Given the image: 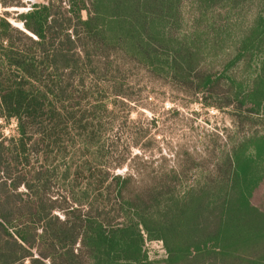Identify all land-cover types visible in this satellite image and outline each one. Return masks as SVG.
Returning <instances> with one entry per match:
<instances>
[{
	"label": "trees",
	"instance_id": "obj_1",
	"mask_svg": "<svg viewBox=\"0 0 264 264\" xmlns=\"http://www.w3.org/2000/svg\"><path fill=\"white\" fill-rule=\"evenodd\" d=\"M16 18L24 29L0 18V119L18 123L17 137L0 134V264H153L145 248L153 240L163 243V264H264V0H44ZM126 63L216 97L213 106L258 127L204 176L189 155L199 175L183 192L184 170L143 186L131 175L106 183L101 171L89 183V215L62 218L47 195L54 163L33 174L30 158L56 151L66 102L94 92L88 73L92 90L106 77L105 91L126 94ZM75 78L82 95L71 103Z\"/></svg>",
	"mask_w": 264,
	"mask_h": 264
},
{
	"label": "rangeland",
	"instance_id": "obj_2",
	"mask_svg": "<svg viewBox=\"0 0 264 264\" xmlns=\"http://www.w3.org/2000/svg\"><path fill=\"white\" fill-rule=\"evenodd\" d=\"M21 1V6L5 7L0 3V18H7L15 27L24 29L17 15L44 0ZM83 15H87L85 10ZM126 68L124 80L121 79V89L126 94L105 91L103 82L106 77H99L95 82L99 86L92 90L89 88L92 79L88 73L87 90L94 92L88 93L78 105L66 102L71 116L64 124L66 131L62 133L61 143L52 148L56 151L51 150L48 159L45 154L39 159L35 156L30 158L29 170L33 174L35 169L42 172L51 170L54 163L58 177L47 195L60 207L54 212L62 218L73 217L79 210L89 215V183L98 181L102 177L101 171L108 172L106 183L116 175H131L134 186H143L160 173L184 170L177 183L178 190L183 192L199 175L197 168L186 166L189 155L201 164L204 176L207 169L215 168L216 162L234 141L246 131L258 127L257 122H240L237 113L228 107L213 106L219 103L216 97L207 98L206 102L201 93L191 95L163 79L151 77L133 63H126ZM81 87L75 78V94L70 99L71 103L81 98ZM251 117L255 121L262 119L259 115ZM0 134L17 137L16 118H1ZM182 164L183 169L180 167ZM20 190L26 191L27 188L21 186ZM108 203L102 208L103 216L112 208L111 202ZM115 214L110 212L109 216L114 218ZM145 248L153 264H163L166 253L161 241H148Z\"/></svg>",
	"mask_w": 264,
	"mask_h": 264
}]
</instances>
